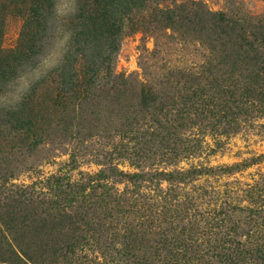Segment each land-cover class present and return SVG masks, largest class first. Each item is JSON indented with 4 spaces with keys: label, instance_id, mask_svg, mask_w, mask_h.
<instances>
[{
    "label": "rangeland",
    "instance_id": "obj_1",
    "mask_svg": "<svg viewBox=\"0 0 264 264\" xmlns=\"http://www.w3.org/2000/svg\"><path fill=\"white\" fill-rule=\"evenodd\" d=\"M4 1L0 0V71L5 72L0 75V123L10 115L13 119L9 131L0 124V169L17 171L11 177L0 175V216H10L18 222L25 214L19 194L33 188L49 195V187L53 188L50 183L55 182L87 183L92 189L95 187L96 196L102 195L104 189L114 188L128 193L133 201L129 199L127 207L108 216H98L89 210L86 224L80 221L73 235L59 237L61 248L62 243L73 246L56 254L54 249L47 251L34 245L47 243L42 233L35 237L29 232L28 238L19 235L24 241L20 245L27 254L24 256L13 243L11 233L0 225L3 250L13 247L17 252V257L5 255L7 261L0 264H161L166 259L165 251L162 246L155 249L151 240V219L169 220L180 226L176 216L184 215L189 220L197 213L212 212L225 220L226 240L230 239L234 247H239L240 242L253 246L264 240V115L237 121L235 132L221 134L223 127H208L211 117L203 113L196 123L190 121L176 132L179 140L187 141L178 148L189 147L191 152L185 154L178 149L177 153H181L176 156L169 148L149 146L144 149L146 158L139 161H134L139 157L135 155L139 148L144 147L140 139H135L139 126L122 124L117 118L128 107L120 112L118 107L112 108L110 114L106 109L108 100L100 96L96 97L99 99L88 96L95 100L90 105L80 102L83 115L79 122L84 126L80 134L95 133L92 138L82 140L80 136L79 140L64 143L53 137L49 143L42 136L36 140L41 143L30 152L10 129L17 115H27L31 97L42 99L45 88L51 87L50 77L60 82L64 75L67 80L68 75L87 66H104L91 91L100 86L109 89L124 80L123 84L131 86L136 94L145 86L158 92V96L161 92L168 96L166 88L173 87L189 98L199 86L187 88L194 82H186L185 75L204 76V66H219L222 71L226 66H235L241 72L234 76L237 86L244 87V78L250 75L248 66L254 65L244 55L247 42L242 39L238 42L242 49H232L228 39L237 40L236 34L224 41L214 40L211 36L215 23L201 28L197 21L200 10H205V15L219 14L229 34L227 28L233 22L251 26L264 21V0H50L45 5L48 11L39 8L38 17L32 18V26L42 21L41 30L34 34L27 24L32 17L27 12L29 0H9L14 5L7 10ZM165 12L182 27L164 23ZM205 21L202 18L201 22ZM251 30L247 40L252 41L253 47L264 50L260 47L259 30ZM229 54L230 60L226 59ZM25 73L33 77L32 87L23 101L16 103L13 96L18 77ZM37 87L38 94L32 96ZM84 95L85 90L80 89L79 99L84 101ZM192 100L197 103V95ZM129 104L137 101L131 99ZM117 129L125 136L116 135ZM118 152H127L126 158L119 157ZM131 162L147 173L146 180L136 186L125 177L140 169ZM113 166L120 172L116 177L98 179L101 170L108 174ZM86 193H90L89 189ZM124 212L130 215H123ZM125 228H134L141 234L133 230L132 234ZM2 235L7 240L3 241ZM248 264L257 261L251 259Z\"/></svg>",
    "mask_w": 264,
    "mask_h": 264
},
{
    "label": "trees",
    "instance_id": "obj_2",
    "mask_svg": "<svg viewBox=\"0 0 264 264\" xmlns=\"http://www.w3.org/2000/svg\"><path fill=\"white\" fill-rule=\"evenodd\" d=\"M47 2L49 5L50 0H29L27 12L32 15L27 22L29 26L34 23L32 21L33 16L38 17L39 15L36 11L37 9L45 7L48 11V5L45 6ZM4 4L6 10L14 5L9 0H5ZM200 12L201 17L198 19L197 25L198 27L206 28L207 25L214 22L215 25L211 36L214 40L227 39L229 35L236 34L235 38H238V41H233L232 38L228 39L232 49H242L238 43L242 39L247 42L248 47H246L244 55L249 59L248 61H253L255 66H248L251 68L249 71L250 75L244 78L246 81L244 82V87L240 88L237 86L238 82L234 76L241 74V72H237L238 70L235 66H226L227 69H223L224 71L219 66H204L203 71L206 72L204 76L185 75L186 82H194L189 84L190 86L187 88L199 86L196 88L197 92L193 93L192 91L189 98L185 93L184 96L179 94L173 87L172 89L171 87L166 88L168 93H170L168 96L163 95V92L158 96V92H153L145 86H142L136 94L131 86L123 84L124 80H122V84L117 82L116 85L111 86L109 89H104L103 86H100L97 87L98 90L91 91L94 87V80L104 66H87L84 69L80 68L74 74L68 75L67 80L64 75L60 77V82H56L58 80L50 77L51 87L49 89L45 88L42 99L41 97H37L38 99L33 97V100H31L32 97L30 98L26 108L27 115H17L15 124L10 128L15 131L17 141L26 146V151L33 152L36 144L41 143L36 140H41L42 136L49 143L53 141V137H59L60 141L64 143L73 141L72 139L79 140L80 136L82 140L85 137L92 138L95 133L80 134L81 129L84 127L80 123L83 115L80 111L82 108L80 107V102H84L83 105H90L95 101L93 99H99L96 98L99 96L103 100H108L106 109L107 111L109 109L110 114L113 113L112 108L118 107L120 112L123 108L128 107L124 114L117 117L120 123L128 126L134 123V126H139L140 132L135 139H140L144 147L139 148V153L135 154L139 157L134 161L145 159L144 149L149 148V146H157L159 149L160 147L169 148L175 152L174 155L176 156L181 153H177L178 149L185 151V154L188 153L189 149L192 148H178L179 145H183L187 141L179 140L176 137V132L190 121L193 124L196 123L195 120L202 117L203 113L211 117V124L208 127L213 129H217L220 126L223 127L221 134L235 132L237 121L242 122L264 115V50L259 49V47H253L252 41L247 40L248 34L252 33L251 29H258L260 32L259 41L262 45L260 47H264V21H259L258 24L251 26L233 22L227 28L229 32L227 34V26L223 25L225 21L221 15H205L207 14L205 10H200ZM163 14L164 23L171 27L174 24L176 25L168 12ZM202 18L206 19L204 23L201 22ZM41 22V20L40 22H35L34 26H32L30 30L32 34H34V31L38 32L41 30ZM190 23L192 22L190 21ZM181 25L176 26L180 28L182 27ZM250 50L251 53H249ZM222 52L223 48L221 49ZM234 55L237 54L235 53ZM222 57H224L223 54ZM226 59H232L231 55H226ZM228 68L230 69L228 70ZM4 74L5 72L0 71L1 76ZM80 89L85 90L84 101L79 99ZM186 91L188 92L190 89ZM236 93H239V95L236 96ZM37 94L38 87L32 92V96L36 97ZM196 95L198 97L197 103L192 100ZM88 96L93 99L90 100ZM131 99L136 100L137 104L130 105L129 101ZM103 100L99 101V103H103ZM12 119L13 116L10 115L5 122L0 124L6 125L9 131V124ZM84 119L86 120V117ZM115 134L125 136L124 132L119 129L115 130ZM196 141L198 142V140ZM126 154L127 152L125 154L118 152L121 158H126ZM109 156H111V153ZM131 165H135V167L140 169L125 177H129V179L126 178L127 181L131 185L136 186L146 180L147 173L141 168L142 166H138L134 162H131ZM0 170L4 173L0 175L4 177H11L17 171L16 168ZM119 173L118 169L113 166L110 167V173L108 174L101 170L98 179L106 180L109 177H116ZM115 181L118 182L119 180ZM57 183L60 184V182L50 183L53 188L49 187V195L36 192L33 188L29 192L19 194V201L23 205L25 214L20 220L18 219V222H15L10 216H4L5 218L0 216V225L11 233V239L18 247L20 253L22 252L20 245L24 241L19 239V235L20 238H28L29 232L33 233L35 237H37V234L42 233L47 241V243L40 246L34 244V242H31L32 244L43 247L47 251L48 248L54 249V254L57 252L61 253L62 248L68 249L69 245L73 246V244L62 243L61 248L58 244L59 237H67L76 232V225L80 221L86 224V216L89 210H92L98 216L100 214L108 216L109 214H115L116 211L119 213L120 210L118 209L127 207V201L129 199L132 200L128 193L114 190L113 187L112 191L111 188L104 189L102 190V195L96 196L95 187L92 189L93 186L90 187L87 183L85 185H58ZM87 189H89L90 193H86ZM103 197L108 198V200H103ZM13 201L17 202V199H13ZM97 205L98 207L100 206L99 209ZM214 214L212 212L197 213L189 220H186L184 215L176 216L177 219L175 221L180 226L172 225L173 222H169V220L158 222L151 219V226H149L151 240L155 242V249H159L162 246L165 251L163 256L166 259L161 264H248L251 259L256 260L257 264H264V240L256 242L253 246L240 242L239 247H234L230 239L226 240L228 237V226L223 224L225 220L218 219ZM123 215L130 214L124 212ZM6 217L9 219H6ZM137 220L139 221V219ZM16 223H18V226ZM229 229L232 230V228ZM124 230L132 234H134L133 231L139 233L134 228H125ZM13 235L18 236L14 237ZM2 237L3 241L7 240L6 236L2 235ZM5 249L4 247L3 250L2 242H0V261H7L5 255L17 257V252L13 247L12 249ZM22 254L27 256L24 252ZM157 255L159 254L157 253L155 256ZM28 257L30 258V256Z\"/></svg>",
    "mask_w": 264,
    "mask_h": 264
},
{
    "label": "clouds",
    "instance_id": "obj_3",
    "mask_svg": "<svg viewBox=\"0 0 264 264\" xmlns=\"http://www.w3.org/2000/svg\"><path fill=\"white\" fill-rule=\"evenodd\" d=\"M51 67H55V65H52ZM35 79H39V77H35ZM32 83L33 77L30 76L28 73H25L18 77L15 95L13 96V99L16 103H21L23 101L24 95H26L31 89Z\"/></svg>",
    "mask_w": 264,
    "mask_h": 264
}]
</instances>
